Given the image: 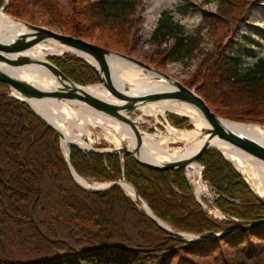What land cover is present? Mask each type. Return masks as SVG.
I'll list each match as a JSON object with an SVG mask.
<instances>
[{
    "label": "trees",
    "instance_id": "trees-1",
    "mask_svg": "<svg viewBox=\"0 0 264 264\" xmlns=\"http://www.w3.org/2000/svg\"><path fill=\"white\" fill-rule=\"evenodd\" d=\"M208 1L216 2L217 10L204 14L193 36L164 13L151 39L155 50L143 61L162 71L169 62L201 56L185 84L198 87L219 116L264 125V57L244 67L243 56L228 51L246 13L261 0ZM4 6L21 21L137 57L138 0H0V9ZM204 29L212 51L202 47ZM51 61L79 85L100 82L77 56ZM171 120L179 128L192 126L186 118L171 115ZM199 162L226 221L209 216L184 169L158 171L130 156L71 147V165L80 176L103 183L125 179L175 231L225 233L184 241L161 229L121 187L91 192L78 186L57 131L0 82V264H264V228L226 232L263 220L264 205L220 151H206Z\"/></svg>",
    "mask_w": 264,
    "mask_h": 264
},
{
    "label": "water",
    "instance_id": "water-1",
    "mask_svg": "<svg viewBox=\"0 0 264 264\" xmlns=\"http://www.w3.org/2000/svg\"><path fill=\"white\" fill-rule=\"evenodd\" d=\"M13 19L17 23L24 24L27 28V31L17 36H11L8 38L0 37V82L6 84L12 90L13 95L15 97L28 103L30 106V101L44 99L79 102L98 114L115 118L125 124H128L135 135L136 146L133 149H131V147L128 148L126 144H123L121 148H118L116 150H99L94 149L92 147H81L77 143H71L66 158L69 163V168L72 177L78 184V186L91 192H98L108 190L112 187H121L125 189L124 183L129 184L134 190L135 200L141 205L147 215L151 217L161 229H163L167 234H169L173 238H179L184 241H195L216 239L224 235L225 233L212 235H193L173 230L170 226L161 221L153 213L149 205L138 194L135 187L128 183L126 180H116L92 187H85L81 185L77 181V173L71 165V147L76 146L84 148L86 150L100 152L102 154H120L130 156L147 168L158 171H164L185 169L193 163L198 162L200 157L208 150H219L223 153L221 149L213 146V142L217 141L220 144L227 145L233 148L235 151L251 156L257 161L264 164V145L254 140L253 138L247 136L235 125L233 126V124H252L238 123L222 118L212 110L207 101L198 93V88L191 89L185 84L172 79L168 74L159 71L157 68L153 67L148 63L143 62L138 58H133L124 54L105 49L96 45L95 43L67 36L40 25L27 23L15 18ZM51 39H54L61 45L67 46L68 48L72 49L73 51L66 52L64 54H72L84 60L93 70L96 71V73L99 75L101 84L110 92L111 96L114 99L123 103H111L86 92L83 89V86H80L73 82L71 79L65 76L55 64L49 61V59L53 56L41 60L24 55L25 52L29 51L36 45L47 42ZM114 56L119 57L125 60L126 62L148 72V74L150 73L156 75L159 80H165L171 83L173 89L161 92L144 93L139 95L130 94L132 86L127 83H119L117 76L115 75L111 67L110 59ZM32 66L44 70L49 77H52L59 84V87L55 90L46 91L35 86L34 84L12 76L6 71L7 69H19ZM162 100L188 102L196 106L205 117L207 123L209 124V128L202 130L201 135L203 138H206V141L195 154L190 157H184L179 160L158 164L147 161L142 158L141 151L143 148V137L137 125H135L134 121L127 115V112H130L146 104ZM33 110L35 111L34 108ZM36 114L57 131L62 144L63 134L54 125L45 120L37 112ZM259 199L264 205V200L261 198ZM262 228H264V219L257 221H248L242 226H239L237 228H231L226 232L231 233L238 230L252 231Z\"/></svg>",
    "mask_w": 264,
    "mask_h": 264
},
{
    "label": "bare ground",
    "instance_id": "bare-ground-1",
    "mask_svg": "<svg viewBox=\"0 0 264 264\" xmlns=\"http://www.w3.org/2000/svg\"><path fill=\"white\" fill-rule=\"evenodd\" d=\"M157 4L154 0L153 6ZM155 7V6H154ZM252 16H258L257 9L251 10ZM27 31L24 24L17 23L12 17L0 11V37L8 38L17 36ZM73 51L67 46L61 45L54 39L47 42L40 43L25 52L27 55L35 59H47L50 56L62 55L66 52ZM111 67L117 76L119 83L129 84L131 87L130 94L139 95L144 93L161 92L172 90L171 83L165 80H159L154 74L141 76L142 69L126 62L119 57H112L110 59ZM10 75L17 77L23 81L34 84L35 86L49 91L55 90L59 84L47 75L44 70L38 67H25L19 69H7ZM83 89L105 101L122 104L123 102L114 99L110 92L103 85H91L83 87ZM31 106L35 111L41 115L45 120L54 125L62 134V146L65 154L68 153L71 143H77L81 146L90 148L91 145L82 140L81 135L75 133V129L82 133L86 131V125L92 124L101 126L105 131L110 134L115 130L121 136V141L129 142L131 149L136 146V138L128 124H125L118 119L104 116L87 108L83 104L74 101L44 99L30 101ZM141 111L145 114L154 115L156 117L165 115L166 112H171L180 116L188 117L194 125L193 131L179 130L169 127L166 134H143V148L141 151L142 158L154 162L165 163L169 161L179 160L184 157H190L195 154L206 141L201 133L202 130L209 128L205 117L202 112L194 105L188 102H177L172 100H162L153 102L140 107ZM232 125V123H231ZM243 133L253 138L259 143L264 145V127L259 125H236ZM170 140H178L186 142V147L182 150H171L167 148ZM213 146L221 149L225 156L232 161L238 168L242 169L245 173L252 176L253 184L257 190H264V164L257 161L251 156L235 151L233 148L213 142ZM190 174H201L200 167L193 163L189 167ZM77 181L85 186L92 187L99 184H92L80 175H76ZM127 193L134 196V190L129 185L124 183ZM199 194L207 191L206 185L202 181L197 182Z\"/></svg>",
    "mask_w": 264,
    "mask_h": 264
},
{
    "label": "rangeland",
    "instance_id": "rangeland-1",
    "mask_svg": "<svg viewBox=\"0 0 264 264\" xmlns=\"http://www.w3.org/2000/svg\"><path fill=\"white\" fill-rule=\"evenodd\" d=\"M155 1L157 2V4H155L154 7L153 6L154 0H138L139 2L138 12L141 13V16L138 15L139 17L138 28L140 26L144 27L146 20L151 18L153 23L157 18L159 19L160 17L162 18L164 13H168L171 15V17L174 19L176 23H178L183 27V31L186 36H193L195 35V33H197L198 28L203 21L204 14L208 11L210 12L216 11L218 7V4L216 2L208 1V0H155ZM254 9H257L258 16L255 15L252 16L250 14V11ZM0 11H2V9H0ZM38 22H41L40 17H38ZM46 28L52 29L60 33L59 29L50 28V27H46ZM201 37H202L201 40L202 47L204 48V50L212 51L214 49V43L209 39L207 30L205 29L203 30ZM247 38L252 41V44L248 45L245 43ZM173 41L174 40H170L168 42V45L173 44ZM154 50H155V45L148 44L146 38H144L143 40H140L139 51L136 58L143 61L144 57L151 55L154 52ZM228 51L230 54L240 53L243 56L244 67L252 65L256 63L259 58L264 57V0H261L260 4L253 6L248 10V12L245 15V22L240 24V31L238 34L235 35L232 43V47L231 48L228 47ZM61 56L64 55H54V57H61ZM200 57L194 54L193 56L190 57H184L182 60L177 62H169L166 64L165 68L161 72L166 73L172 79L185 84V82L189 81L192 78L193 74L198 68L201 62ZM140 74L141 76H147L148 72L142 70ZM93 85H101V82ZM193 88H198V87L195 86ZM127 115L131 119H133V121H135L138 129L143 134H157V135L166 134L168 132L169 126L184 131L194 130V126L191 124V122H190V124L192 125L191 127L188 126L186 127L183 126L181 128L176 127L171 120V115L176 117H180V116L171 112H166L165 115H160L156 117L154 115L145 114L139 108L137 110H133L132 112L127 113ZM238 123H243V122H238ZM245 124H250V123H245ZM86 131L88 133H82L77 129H75V133L81 135L82 140L85 141L87 144H90L91 147L94 149L116 150L118 148H121L123 144H126L128 148L131 147L129 142L121 141V136L115 130H112L110 134H108L105 131V129L101 126L87 124ZM185 147H186V142L184 141L170 140L169 143L167 144V148L171 150L180 151ZM63 154L66 157L64 150H63ZM198 164L201 167L204 166L200 162H198ZM232 165L243 176V178L249 185L251 191L258 198L264 200V190H262V192L257 190L255 185L253 184L252 176L245 173L235 164ZM203 174L202 177L201 175H196V174H192L190 176V182L191 185L193 186L195 195L196 196L199 195L197 182L202 181L206 185L207 191L204 192L203 194H200L199 197L200 200L204 203V206L207 207V211L211 214V217H213L214 219H223L224 216L229 218V216H227V214H225L224 212H223L224 214L223 216L222 213L218 210L219 208L215 205V200L217 198L215 191L212 189L211 185L204 180ZM85 179H87L92 184H99V185L103 184V182H98L93 179H89V178H85Z\"/></svg>",
    "mask_w": 264,
    "mask_h": 264
},
{
    "label": "built area",
    "instance_id": "built-area-1",
    "mask_svg": "<svg viewBox=\"0 0 264 264\" xmlns=\"http://www.w3.org/2000/svg\"><path fill=\"white\" fill-rule=\"evenodd\" d=\"M158 19L159 18H157L155 20V22H153V23H152L151 18L146 20L144 27H142V32H141L143 38H146V39L150 38V36L152 35L153 31L157 27Z\"/></svg>",
    "mask_w": 264,
    "mask_h": 264
}]
</instances>
